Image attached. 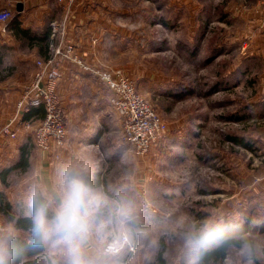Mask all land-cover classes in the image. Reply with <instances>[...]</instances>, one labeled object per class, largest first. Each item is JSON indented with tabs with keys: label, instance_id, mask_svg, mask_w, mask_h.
<instances>
[{
	"label": "rangeland",
	"instance_id": "obj_1",
	"mask_svg": "<svg viewBox=\"0 0 264 264\" xmlns=\"http://www.w3.org/2000/svg\"><path fill=\"white\" fill-rule=\"evenodd\" d=\"M224 6H217L213 23L205 12V22L195 27L177 0H158L151 11L132 17L135 66L130 73L114 67L134 82L166 125L148 151L136 153L121 139L113 165H101L106 191L129 186L143 202L150 235L125 258L135 256V264H158L161 252L167 264H187L179 233L208 223L239 242L224 264L264 263V11H251L248 20L226 19ZM0 54H6L1 97V84L16 69L9 63L17 61L1 45ZM106 100L104 114L117 123ZM24 197L20 200L28 204ZM177 222L182 224L173 235L169 230ZM58 259L45 249L30 264Z\"/></svg>",
	"mask_w": 264,
	"mask_h": 264
},
{
	"label": "crops",
	"instance_id": "obj_2",
	"mask_svg": "<svg viewBox=\"0 0 264 264\" xmlns=\"http://www.w3.org/2000/svg\"><path fill=\"white\" fill-rule=\"evenodd\" d=\"M157 1L0 0V9L13 11L11 20L0 22V45L3 52L4 49L12 52L13 60L17 61L9 63L16 65L13 77L1 84L0 172L17 162L24 144L29 143L31 150L28 167L10 171L6 177L7 184L0 177V190L12 203L21 201L24 196L28 200L34 184L50 186L58 168L69 163H87L93 181L103 180L101 165L105 162L106 167L109 163L113 165L121 151V136L117 134L118 122L114 123L109 115L106 117L104 114L107 113L106 99L109 97L107 88L85 64L100 69L120 67L130 73L135 64L132 65L133 48L129 44L137 38L132 30L136 27L132 17L142 10L151 11L154 5L157 6ZM177 3L189 12L187 20L195 27L205 22V12L211 15L207 22L213 23L219 4H225L226 19L231 15L248 20L251 11H258V14L264 11V0H256L252 5L247 0H177ZM139 25L141 23H137ZM68 45L74 46L72 52L82 63L74 58H63L57 62L59 79L56 92L67 116L65 143L50 150L38 149L34 146V133L30 127L20 128L18 139L3 134L1 128L15 115L17 100L32 79L38 60L53 59L55 48L64 49ZM103 155H107L106 160L102 159ZM8 224L10 222L5 215L0 213V226ZM16 229L17 235L24 232Z\"/></svg>",
	"mask_w": 264,
	"mask_h": 264
},
{
	"label": "clouds",
	"instance_id": "obj_3",
	"mask_svg": "<svg viewBox=\"0 0 264 264\" xmlns=\"http://www.w3.org/2000/svg\"><path fill=\"white\" fill-rule=\"evenodd\" d=\"M143 211L131 187L113 194L94 183L87 163H69L58 168L50 186L37 183L30 190V243L58 256L53 264H135V256L125 258L149 238ZM181 224L169 231L176 235ZM179 235L187 264H199V253L222 238L211 223ZM16 239L13 224L0 226V264H11Z\"/></svg>",
	"mask_w": 264,
	"mask_h": 264
},
{
	"label": "built area",
	"instance_id": "obj_4",
	"mask_svg": "<svg viewBox=\"0 0 264 264\" xmlns=\"http://www.w3.org/2000/svg\"><path fill=\"white\" fill-rule=\"evenodd\" d=\"M72 1V0H70ZM13 17L10 9H0V22ZM56 29V28H55ZM74 46L55 48L53 59L38 60L32 79L22 90L16 103V112L1 128V132L18 139L20 128H31L35 145L42 150H50L55 145L64 144L67 139V116L56 92L59 76L57 62L65 58L82 60L72 52ZM107 88L109 112L120 127L121 139L130 144L136 153H144L154 145L166 131L161 116L150 103L141 96L134 82L121 70L97 68L85 64ZM44 106L45 116L40 120L30 119L26 114L34 107Z\"/></svg>",
	"mask_w": 264,
	"mask_h": 264
},
{
	"label": "trees",
	"instance_id": "obj_5",
	"mask_svg": "<svg viewBox=\"0 0 264 264\" xmlns=\"http://www.w3.org/2000/svg\"><path fill=\"white\" fill-rule=\"evenodd\" d=\"M4 60L3 55L0 54V66H2ZM45 108L44 106L34 107L30 113L27 114V118L30 119H39L45 116ZM38 117V118H37ZM30 144L26 143L21 147L19 159L16 163L10 165L9 167L3 169L0 172L1 180L4 184H7L6 177L9 175L10 171L16 168H20L24 170L29 165V154H30ZM94 183L97 185H103V181L100 178L95 179ZM25 202L20 201L17 203H12L4 193V191L0 190V213L5 215L7 221L10 223H15V227L24 230L26 235H17L15 248L13 251L11 264H30L33 263V259L39 257L45 251L43 247H33L30 243V220L26 216V212L28 211V204H24ZM233 244H239L234 238H222L219 240V243L216 247L212 249L205 248L199 253V261L200 264H207L211 261H216L218 264H224V261L227 259L228 252L230 247ZM264 253V249H263ZM34 257V258H33ZM158 264H167V260H165L163 253L161 252L158 255ZM255 264H264L259 260L255 261Z\"/></svg>",
	"mask_w": 264,
	"mask_h": 264
},
{
	"label": "water",
	"instance_id": "obj_6",
	"mask_svg": "<svg viewBox=\"0 0 264 264\" xmlns=\"http://www.w3.org/2000/svg\"><path fill=\"white\" fill-rule=\"evenodd\" d=\"M18 8H19V10H21V6H19Z\"/></svg>",
	"mask_w": 264,
	"mask_h": 264
}]
</instances>
